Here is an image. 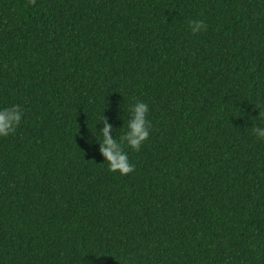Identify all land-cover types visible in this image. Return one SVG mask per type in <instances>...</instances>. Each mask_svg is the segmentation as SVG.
I'll list each match as a JSON object with an SVG mask.
<instances>
[{
  "label": "trees",
  "instance_id": "obj_1",
  "mask_svg": "<svg viewBox=\"0 0 264 264\" xmlns=\"http://www.w3.org/2000/svg\"><path fill=\"white\" fill-rule=\"evenodd\" d=\"M136 100L120 176L91 130ZM257 103L264 0H0V264H264Z\"/></svg>",
  "mask_w": 264,
  "mask_h": 264
},
{
  "label": "clouds",
  "instance_id": "obj_2",
  "mask_svg": "<svg viewBox=\"0 0 264 264\" xmlns=\"http://www.w3.org/2000/svg\"><path fill=\"white\" fill-rule=\"evenodd\" d=\"M205 27L202 20L189 22L192 34L201 32ZM254 105L259 111L257 116L252 117L251 129L258 140L264 141V108L259 103ZM122 111L124 115L118 116V119L122 121V127L118 130L123 131L118 138L117 130L113 135L114 126L104 114L105 111L102 113V120L96 124L95 130H91V133L95 136L94 142L98 144V152L103 157V163L107 165L108 171L126 176L134 170V165L129 161L125 149L140 151L150 135L151 121L148 119L149 105L142 100H136ZM23 118L24 111L20 105L0 106V138L13 135L21 126ZM257 119L262 123H255ZM99 124H102L103 127L97 129ZM87 142L93 143L91 137Z\"/></svg>",
  "mask_w": 264,
  "mask_h": 264
}]
</instances>
